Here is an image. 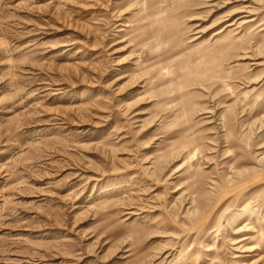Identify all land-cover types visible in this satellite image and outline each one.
Wrapping results in <instances>:
<instances>
[{"label":"rangeland","instance_id":"374dc122","mask_svg":"<svg viewBox=\"0 0 264 264\" xmlns=\"http://www.w3.org/2000/svg\"><path fill=\"white\" fill-rule=\"evenodd\" d=\"M248 1L0 0V264H264Z\"/></svg>","mask_w":264,"mask_h":264},{"label":"bare ground","instance_id":"6f19581e","mask_svg":"<svg viewBox=\"0 0 264 264\" xmlns=\"http://www.w3.org/2000/svg\"><path fill=\"white\" fill-rule=\"evenodd\" d=\"M236 1H239V0H227V3L230 4V3H233V2H236ZM250 3H251V1L243 0V2L238 4V5H241V6H238L237 8H234V10H232V12H230L228 14H225L226 18L224 20H221V23L222 22L228 23V26H232V25H236V24H239V23L241 24L242 23V25H244L243 27L245 29H248L249 27L251 28V26L253 24V22H252L253 20H250V17H251V14H252V8L250 6ZM252 83H254V82H252ZM253 213H254V208L252 206H250V205L249 206L246 205L244 208L241 209V213L240 214H236L234 216L235 217L234 219H235V221H237L238 219L239 220L240 219H244L247 222L246 225H251V224H253V220H254L253 219V217H254ZM251 228H254V226H252ZM240 241H242V240H240ZM260 248L262 249L263 247H259L258 246V247L254 248V249H250V251H254V250L257 251Z\"/></svg>","mask_w":264,"mask_h":264}]
</instances>
